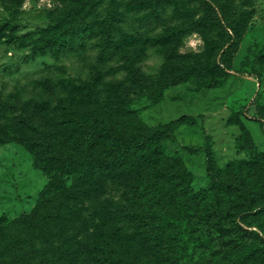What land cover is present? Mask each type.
Wrapping results in <instances>:
<instances>
[{
    "label": "rangeland",
    "instance_id": "obj_1",
    "mask_svg": "<svg viewBox=\"0 0 264 264\" xmlns=\"http://www.w3.org/2000/svg\"><path fill=\"white\" fill-rule=\"evenodd\" d=\"M233 9L239 19L234 29L226 18ZM64 14L71 18L57 24ZM228 41L225 66L219 44ZM98 73V112L109 129L120 133L138 119L158 128L195 118L173 128L164 142L166 155L181 157L193 173L195 191L211 186L210 166L217 172L253 160L237 148L241 120L261 161L221 179L242 178L255 200L240 199L233 189L222 206L251 213L264 208V0H0V139L10 135L0 142V262L46 264V250L56 256L64 250L63 264H100L107 242L123 264H171L142 224L117 207L127 190L121 178L92 179L65 203L72 176L64 189L49 188L66 149L54 139L45 159L56 150L61 159L41 169L36 152L20 139L22 131L38 138L25 126L35 119L48 132L65 108L89 109L92 98L82 89ZM212 79L225 82L211 87ZM41 204L46 212L63 206L64 218L54 227L66 241L39 240L29 253L21 243L30 232L15 221ZM254 219L264 225V213ZM225 231L205 251L203 264L264 262L263 228L230 219Z\"/></svg>",
    "mask_w": 264,
    "mask_h": 264
},
{
    "label": "trees",
    "instance_id": "obj_2",
    "mask_svg": "<svg viewBox=\"0 0 264 264\" xmlns=\"http://www.w3.org/2000/svg\"><path fill=\"white\" fill-rule=\"evenodd\" d=\"M212 12L218 23L223 26L222 18H219L213 7ZM231 14V17L226 16L227 24L234 29V23L239 19L234 9ZM70 18L69 14L60 15L56 23ZM63 35L64 33L61 32L59 35L61 39H64ZM228 43L229 41L219 44L220 61L225 66H228V47H226ZM95 78L84 82L82 89L92 98L89 109L65 108L60 116L61 122L51 126L48 132L43 126H39L38 119L26 123L27 129L38 132L39 136L36 139L30 134L21 132V141L36 152L37 168L47 169L54 159H61L58 150L53 153L49 151L48 156L51 159H45L46 146L52 147L54 139L66 149L62 154L64 165L60 173L53 176L49 191L58 184L64 189L65 178L72 176V189L63 193L64 202L68 203L76 199L78 191L92 179L97 177L106 179L110 175L111 178H121L127 190L123 199L118 201L117 207L129 220H138L142 224L148 241H154L158 250L171 264H203L205 251L212 247V241H215L217 235L226 232V222L230 219H239L248 227L258 226L264 231V225L254 219L255 216L264 213V208L251 213V208L234 211L226 210L222 206L225 202L224 196L229 199L233 189L240 199L255 200L251 198L250 189L242 178L221 179L228 171L234 169L240 171L243 166L254 168L261 161L257 145L241 120L239 123L244 129V135L237 141V148L251 152L254 156L253 160L246 163L235 161L224 169H218L217 172H214V167L210 166L211 186L208 189L195 191L192 187L193 173L187 169L181 157H168L164 145L167 135L173 128L183 124H194L195 118L182 116L158 128H152L138 119L119 133L107 128L100 117L97 89L103 79L99 73ZM224 82L225 79L209 81L211 87L222 85ZM9 136L6 132L3 139ZM3 139H0V142ZM42 147L44 153H40ZM44 160H47L48 165H44ZM62 207L61 205L53 212L49 210L46 212L41 204L32 214H23L16 219L17 225L25 227L30 232L28 237H22L21 243L27 252L33 253L39 240L66 241L54 227L56 218H64L60 215ZM237 227L242 229L239 224ZM102 248L104 252H99L97 256L100 264H123L107 242L102 244L100 249ZM58 253L57 256L50 255L46 250V264H63L62 260L67 259L63 257L65 251L59 250ZM244 258L245 263L250 259L249 256ZM255 260L256 264H264L256 257ZM0 264L4 263L0 262ZM128 264L152 263L134 260Z\"/></svg>",
    "mask_w": 264,
    "mask_h": 264
}]
</instances>
